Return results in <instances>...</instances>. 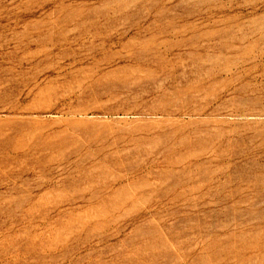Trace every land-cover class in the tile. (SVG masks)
<instances>
[{
	"label": "rangeland",
	"instance_id": "rangeland-1",
	"mask_svg": "<svg viewBox=\"0 0 264 264\" xmlns=\"http://www.w3.org/2000/svg\"><path fill=\"white\" fill-rule=\"evenodd\" d=\"M0 264H264V0H0Z\"/></svg>",
	"mask_w": 264,
	"mask_h": 264
}]
</instances>
